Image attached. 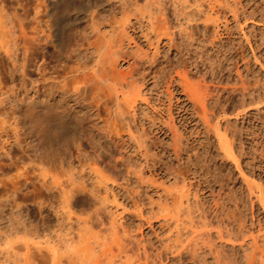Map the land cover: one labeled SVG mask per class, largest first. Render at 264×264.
<instances>
[{
  "label": "rangeland",
  "instance_id": "obj_1",
  "mask_svg": "<svg viewBox=\"0 0 264 264\" xmlns=\"http://www.w3.org/2000/svg\"><path fill=\"white\" fill-rule=\"evenodd\" d=\"M32 1L27 0L26 7L30 16ZM109 1L114 5L107 8L102 18L107 21L120 19L122 9L118 0ZM236 1H241L246 9L247 20L240 24L228 22L226 25L224 22V26L221 24L216 28L217 23L231 16L229 8ZM167 4L175 13L177 51L173 52L174 57L183 61L191 75L194 74L191 77L193 82L195 77L202 79L199 75L204 73L211 89V100L206 102L209 111L218 113L224 106L229 108L225 119L224 115L218 116L219 125L230 130L239 152V166L230 160L225 162L214 148L209 147L212 146L209 141L214 139L213 132L208 136L198 118L191 115L192 110L181 107L177 109L183 115L184 151L181 159L177 160L173 155L169 158L160 152L162 148L170 149L172 143L165 135L156 139L147 150L142 143L144 137L131 138L123 131L117 136L110 134L119 148L112 159L102 150L97 138L82 136L79 143L84 159L98 160L103 165L102 170L99 173L90 171L72 157L69 165L55 172L57 181L73 183L81 190L84 204L80 208L87 209L82 213L83 217L96 208L99 218L113 225L131 245L146 246L165 260L174 252L173 231L178 222L186 238L204 240L213 253L221 256L225 253L237 264H264V203L259 197L264 196V101L258 102L264 96V0H214V11H224L225 16L223 18L220 14L219 19L209 21H205V14L200 11L202 8L198 7L196 0H167ZM131 19L129 34L122 38L126 43L141 44L149 53L145 73L149 82H153L162 61L173 54L162 45L156 49L155 44H150L151 29L146 17L138 15L131 16ZM26 22L30 33L29 16ZM245 23H252V28H247ZM80 25L81 34H75L69 41L70 55H83L89 21L84 20ZM0 63L2 68L11 65L7 58ZM29 69L30 75L38 74L35 67ZM4 80H7L8 87L12 82H20V79L10 77ZM215 85H220L219 90L214 89ZM11 96L20 97L14 93ZM29 96H25V105L18 109H14L12 101L4 102L5 105L0 103V264H32L26 244L32 246L36 243L34 241L71 235L80 226L76 218L81 211L76 208V213H66L60 203L57 185L49 178V167L59 159V142L36 140L39 157H32L29 118L25 112ZM243 98L253 102L245 108L247 113L237 115L235 106ZM155 104L154 100L149 104L142 103L135 113L136 123L151 131L156 127L153 123L161 109ZM243 109L240 107L238 111ZM72 114L96 129H107L103 111L97 115L91 106L80 103L75 105ZM159 171L164 176H160L157 184L162 181L169 184L176 173L182 176L180 186L185 182L198 185L199 206L191 196L189 210L183 208L176 212L174 209L172 213L178 218L162 221L164 211L159 207L156 185L151 182ZM222 192L224 200L221 201ZM201 211L206 218L188 217ZM34 229H38L42 236L35 237ZM211 256L213 254L206 256L209 263L213 262Z\"/></svg>",
  "mask_w": 264,
  "mask_h": 264
},
{
  "label": "bare ground",
  "instance_id": "obj_2",
  "mask_svg": "<svg viewBox=\"0 0 264 264\" xmlns=\"http://www.w3.org/2000/svg\"><path fill=\"white\" fill-rule=\"evenodd\" d=\"M118 2L122 9L120 19L107 21L102 16L108 7L114 5L109 0H33L31 16L26 8L27 0H0V59L7 58L11 62L8 67L0 66V103L5 105L4 102L12 101L14 109H18L25 105V96L30 95L25 112L29 118L28 131L31 150L34 151L32 157H39L36 140L59 142V159L49 167V178L54 179L57 185L60 203L66 213H76V208L81 211L76 218L80 226L73 234L34 241L36 243L32 246L26 244V252L32 264H208L207 254H213V262L209 264H237L225 253L224 256L213 253L204 240L186 238L178 222L173 231L174 252L166 260L146 246L134 247L113 225L99 218L96 208L87 217H83L82 213L87 209L80 208L84 204L81 190L73 183L57 181V171L69 165L72 157H76L81 167L89 168L90 171L99 173L102 170L103 165L98 160L84 159L85 154L79 143L82 136L97 138L102 150L112 159L119 148L110 134L117 136L123 131L131 138L144 137L142 143L147 150L151 149L156 139L165 135L171 138L172 143L170 149L162 148L160 152L169 158L173 155L175 159H181L184 151L183 115L177 110L181 107L192 110L191 115L198 118L208 136L213 132L214 139L209 141L213 147H209L214 148L225 162L230 160L233 165L239 166V152L230 130L227 126L223 128L219 125L218 116L224 115L225 119L229 115V108L224 106L218 113L209 111L206 102L211 100V89L206 84L204 73L199 75L202 79L196 75L199 79L195 77L196 82H193L191 77L194 74L191 75L183 61L174 57L173 52L177 51L175 13L169 8L167 0ZM213 2L196 0L198 7L202 8L200 11L205 14V21L217 20L220 14L223 18L225 16L224 11H214ZM229 11L231 16L217 23L216 28H220L221 24L224 26V22L226 25L228 22L240 24L247 20V11L241 1H236ZM138 15L148 19L150 44H155L156 49L162 45L173 54L162 61L153 82H149L145 73L149 53L141 44L130 41L126 43L122 38L124 34H129L131 16ZM28 16L30 33L26 27ZM84 20L89 21V31L84 36L83 55H70L69 41L75 34H81L80 24ZM245 25L252 28V23ZM30 66L35 67V73H38L36 76L30 75ZM6 77L18 78L20 82H12L8 87L7 80H4ZM219 88L220 85L214 86L216 91ZM9 92L20 97L14 98ZM58 97L60 100H57ZM153 100L157 102L155 106L161 109L159 119L153 123L156 127L151 131L143 124L139 126L136 123L135 113L138 105L149 104ZM262 101L264 96L258 100L259 103ZM251 102L241 99L235 106L236 114L247 113L245 108ZM80 103L91 106L97 115L105 112L106 131L96 129L72 114L75 105ZM240 107H244L243 111H238ZM157 175L151 182L156 185L154 189L160 200L159 207L164 211L162 221L178 218L172 213L174 209L176 212L183 208L189 210L191 196L197 204L200 202L198 185L185 182L180 186L182 176L176 173L169 184L166 181L157 184L164 173L159 171ZM259 197L264 203V196L261 194ZM220 200H224V192L220 194ZM188 217L206 218L207 215L201 211ZM34 234L37 238L42 236L38 229H34Z\"/></svg>",
  "mask_w": 264,
  "mask_h": 264
}]
</instances>
